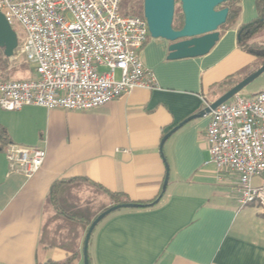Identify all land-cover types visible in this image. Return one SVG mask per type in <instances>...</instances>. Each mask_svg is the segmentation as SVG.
<instances>
[{
    "label": "crops",
    "instance_id": "1",
    "mask_svg": "<svg viewBox=\"0 0 264 264\" xmlns=\"http://www.w3.org/2000/svg\"><path fill=\"white\" fill-rule=\"evenodd\" d=\"M232 5L237 16L219 29L218 42L204 56L168 61L169 44L147 39L140 56L154 75L152 90L136 89L85 112L0 108V264L69 258L60 243L41 242L53 212L47 197L54 183L85 180L73 183L88 187L80 188L73 205L92 219L113 203L106 198L99 208H84L85 200L99 197L91 184L122 194L127 203L149 204L161 192L166 165L168 182L157 204L122 209L97 224L88 245L89 264H264V216L255 205L239 209L237 176L207 163L204 134L210 115L183 124L160 154L170 130L201 112L205 103L215 102L264 60V54L249 48L264 27L250 31L243 43L240 39L241 28L257 19L255 0H234ZM251 87L239 96L264 91V85ZM7 144L44 150L38 173L26 179L11 172L4 155ZM262 182L252 181L254 186ZM82 236L71 264H83Z\"/></svg>",
    "mask_w": 264,
    "mask_h": 264
},
{
    "label": "built area",
    "instance_id": "2",
    "mask_svg": "<svg viewBox=\"0 0 264 264\" xmlns=\"http://www.w3.org/2000/svg\"><path fill=\"white\" fill-rule=\"evenodd\" d=\"M120 3L0 0V13L21 29L14 53L35 74L28 81H0V108L85 112L133 90L154 89V75L140 56L147 23L143 17L120 15ZM204 138L207 163L237 176L238 208L255 205L264 216V91L219 105L210 113ZM4 155L9 170L26 179L38 173L46 157L42 149L14 144L5 146ZM255 178H263L260 186L253 185Z\"/></svg>",
    "mask_w": 264,
    "mask_h": 264
},
{
    "label": "water",
    "instance_id": "3",
    "mask_svg": "<svg viewBox=\"0 0 264 264\" xmlns=\"http://www.w3.org/2000/svg\"><path fill=\"white\" fill-rule=\"evenodd\" d=\"M175 1L143 0V18L147 23L149 37L153 40H163L169 44L166 56L168 61L191 59L206 55L218 42L219 29L226 23L228 17L229 9L222 6L233 0H179L182 26L178 30H174L172 27L175 15ZM246 27L241 28L240 32ZM17 46L18 37L16 32L0 13V49L3 50L4 57L7 59L12 58ZM263 74L264 62L258 69L250 73L215 102L205 106L201 112L187 118L170 130L161 141L160 154L162 155V147L166 140L183 124L205 115H210L219 105L239 95L240 92ZM165 168L166 174L161 193L154 202L149 204L124 203L113 205L95 217L89 225L83 240V264H89L88 245L91 234L97 224L106 216L122 209L151 207L159 202L165 193L168 182V166L166 165Z\"/></svg>",
    "mask_w": 264,
    "mask_h": 264
},
{
    "label": "rangeland",
    "instance_id": "4",
    "mask_svg": "<svg viewBox=\"0 0 264 264\" xmlns=\"http://www.w3.org/2000/svg\"><path fill=\"white\" fill-rule=\"evenodd\" d=\"M181 14L180 11V3L179 0L175 1V18L179 17ZM120 15H132L136 17H143V3L141 4V0H121L120 3ZM12 29L16 32L18 38L21 35V29L17 23H13ZM147 38H150L149 35ZM255 43L251 44L249 48H251L254 53H258L263 55L264 54V34H256L255 35ZM263 59L261 60L262 63ZM115 75L116 79L119 78L118 72ZM32 71L29 66L21 59L16 53L11 59H8L7 67L5 70L0 72V79H8L10 81H28L31 79ZM251 88H257L259 86L264 85V74L258 77L255 81H253L250 86ZM248 87V86H247ZM246 87V88H247ZM258 179V178H256ZM72 189L69 191V198L70 201L75 204L77 196L79 195L78 192L80 188H85L87 185L85 183L78 182L73 184ZM70 187V188H71ZM75 188V189H74ZM88 188V187H87ZM81 192V191H80ZM94 194H99V197H94L92 201H84L82 203L84 208H88L91 211L94 210L97 205L102 206V202L108 198L106 195L102 194L98 190H93ZM78 200V199H77ZM110 201V199L108 198ZM111 202V201H110ZM105 206L101 209H104ZM78 226V225H77ZM74 226L73 228L69 226L67 221H64L56 216L54 212H50V215L46 218L45 226L42 233L41 242L45 244H58L63 243L66 241H70L74 237L76 240H81L82 231L79 227ZM75 240V241H76Z\"/></svg>",
    "mask_w": 264,
    "mask_h": 264
},
{
    "label": "trees",
    "instance_id": "5",
    "mask_svg": "<svg viewBox=\"0 0 264 264\" xmlns=\"http://www.w3.org/2000/svg\"><path fill=\"white\" fill-rule=\"evenodd\" d=\"M233 2L234 0L228 3H225L222 6V7H227L229 9L228 17L224 25L231 22L232 19H234L238 14V8L232 5ZM142 3H143V0H141V4ZM255 3H256V9H257L258 16H257V19L252 24H250L248 27H246L240 32V39L242 43L248 39L250 33H253L250 31L254 29L255 30L259 29V27H264V0H255ZM181 26H182V14H180L178 18L177 17L175 18V15H174V20H173V25H172L173 29L178 30L179 28H181ZM7 62H8V59L4 57L3 50L0 49V72L6 69ZM263 62L264 60L262 61V63ZM248 75L249 74H247L245 77H247ZM2 80H8V79H0V81ZM75 181L85 182V180H68V181H59V182L54 183L50 188V191L47 197V204L49 207H51V209L53 210V212L56 214L58 218L64 221H67V223H69V226H71L72 228L78 225L77 227H79V229H81L82 233L85 235L89 225L95 219V217L91 219L88 216L84 215L85 211L82 210L81 208L74 206L73 203L70 201V198H69L70 188H68V186L70 184H73ZM91 185L95 189H97L99 192L106 195L110 199V201L113 203V205L127 203L126 197L123 196L122 194L112 193L96 184H91ZM156 199L157 197L154 200ZM154 200H152L149 203L154 202ZM75 240L76 238L74 237L70 241H66L60 244V247H62L64 250L70 253V256L67 260H65L62 263H55V262L48 261L42 264H71L73 260L78 256V253L76 251L78 240L76 241Z\"/></svg>",
    "mask_w": 264,
    "mask_h": 264
}]
</instances>
